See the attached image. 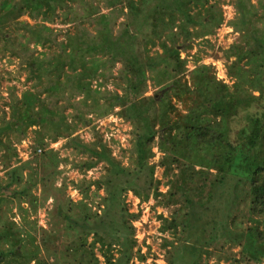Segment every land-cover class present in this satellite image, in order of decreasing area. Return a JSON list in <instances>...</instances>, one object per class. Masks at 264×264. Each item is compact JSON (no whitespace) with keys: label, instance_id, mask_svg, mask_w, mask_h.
Here are the masks:
<instances>
[{"label":"trees","instance_id":"1","mask_svg":"<svg viewBox=\"0 0 264 264\" xmlns=\"http://www.w3.org/2000/svg\"><path fill=\"white\" fill-rule=\"evenodd\" d=\"M223 1L0 0V51L19 58L32 81L11 98L9 116L0 118V264L146 259L136 236L141 210L128 208V192L139 203L154 198L169 209V216L160 214L161 231L174 238L167 240L166 264L261 262L264 34L258 45L246 39L249 48L231 49L232 84L219 79L211 64L189 69L181 55L223 23ZM235 1L241 16L235 29H254L264 18V1ZM23 15L35 22L19 20ZM57 18L72 23L60 38L63 30L49 25ZM111 78L117 89L107 87ZM114 111L131 126L128 165L101 137L91 145L76 133L80 123ZM243 111L245 124L237 129ZM12 136L33 139L31 158L19 156ZM59 139L87 155L75 164L80 171L105 164L98 178L72 181L78 200L67 194L65 179L58 185L67 161L51 146ZM155 147L158 162L152 161ZM157 166L163 167L166 191L155 177ZM50 199L45 228L30 215ZM15 205L24 225L14 220Z\"/></svg>","mask_w":264,"mask_h":264},{"label":"rangeland","instance_id":"2","mask_svg":"<svg viewBox=\"0 0 264 264\" xmlns=\"http://www.w3.org/2000/svg\"><path fill=\"white\" fill-rule=\"evenodd\" d=\"M264 1V0H262ZM253 3L258 2V0H252ZM223 11L224 20L223 23L215 28L214 32L211 35H208L204 38H197L193 41V46L188 50H183L181 55L188 59L189 69H193L196 64L204 63L211 64L215 68L216 75L219 79L224 80L225 82L232 84L233 79L228 74V67L232 64V61L236 59V56L230 54L231 49L234 46H242L244 49L249 48L251 45L246 44L245 40L254 42L253 44H259L257 37L264 34V18L256 23L255 28L253 27L247 29L243 28L241 31H238L233 26L235 21L240 24L241 16L238 15L236 10V1L235 0H226L221 4ZM104 11H106L104 9ZM262 10H260L261 12ZM19 20L28 21L33 24L35 21L31 20L28 16L23 15ZM240 21V22H239ZM50 26L61 29L59 30L58 37L64 35V31L68 28H71L72 23L64 24L60 22V18H57L53 23H49ZM19 32H23L21 28L18 29ZM262 33V34H261ZM38 52L44 51L45 48L38 47ZM118 69L120 64H117ZM116 73V70L113 71ZM27 71L25 66H23L19 58L13 57L8 53V51H0V118L7 115L9 116L10 108L9 102L11 98L20 96L22 90L29 88L32 84V81H29L27 78ZM107 87L114 90L118 87L114 84V79H109L107 82ZM154 90H150L149 94H152ZM256 95L259 94L258 91H254ZM264 101V99H263ZM256 107V106H254ZM259 107V106H258ZM257 108V107H256ZM119 110L116 108V111ZM255 110V109H254ZM71 109H67L65 114H69ZM245 111L241 112L239 115V120L235 124V127L238 129L240 125L245 124L246 120ZM94 115V114H93ZM92 117V115H90ZM69 119L76 121L72 116L69 115ZM87 124H79L77 134L81 140L90 143L95 142L96 137H101L103 142L107 144L108 147L112 150V155L123 164L128 165L131 163V153H130V141H131V126L130 124L120 118L117 113L112 112V114L103 117L97 118L93 116L92 122H86ZM98 124V128H97ZM99 129V130H98ZM75 133V134H76ZM13 144L18 150L19 156L23 160L31 158L30 147L33 143V139L27 138L23 141H17V139L12 136ZM51 146L59 149L60 155L64 158H67V161L60 165L62 169V174L58 180V185H61L65 179L67 183V194H69L74 200L81 198L80 192L76 190L72 184L73 180H79L84 176L91 179H96L104 172V162H99L96 167L90 169L88 172L84 173L79 170L76 166V162L79 163L80 160L85 158L87 155L83 154V149H76L74 146L69 145L66 139H59L57 142H52ZM156 156L153 158V162H158L161 156V153L158 149L154 148ZM2 151H0L1 153ZM92 159V157H90ZM2 164L0 162V175L4 174V169H2ZM155 177L159 180H162L160 188L163 191L167 190V186L163 183V167L157 166ZM37 193L41 192V188L35 189ZM126 204L132 212H138L141 210V215L138 220L135 221L136 226V236L139 240V248L141 249V254L146 256V259H142L140 256L133 257L130 261V264H166L167 250L169 245L167 240H173V236L170 232H162L160 226L162 220L160 219V214L169 216V209L164 208L156 204L154 198H151L148 201H141L134 196L132 192H128L125 195ZM25 207H28V203L23 202L22 204ZM52 207V199L46 202L45 206L39 208L37 213H31L30 219L37 220L38 224L42 227L47 228L49 217L47 215V209ZM15 214L14 220L19 224H25V220L22 214H19V208L15 205L11 211ZM136 247V249L138 248ZM238 250V248H234ZM114 254L116 258L122 255L118 251V247L114 249ZM102 263L105 264L103 257L100 258ZM224 262L222 261L221 264ZM34 264V263H32ZM243 264H264V257L261 262H245Z\"/></svg>","mask_w":264,"mask_h":264}]
</instances>
